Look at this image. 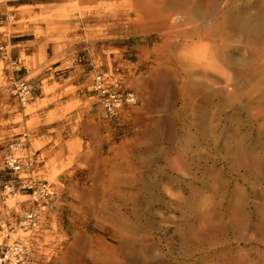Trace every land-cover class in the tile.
<instances>
[{
    "label": "rangeland",
    "instance_id": "rangeland-1",
    "mask_svg": "<svg viewBox=\"0 0 264 264\" xmlns=\"http://www.w3.org/2000/svg\"><path fill=\"white\" fill-rule=\"evenodd\" d=\"M197 1L0 0V252L26 238L29 264H264V45L228 22L230 3L264 0H200L218 3L204 21ZM98 72L137 97L117 119ZM16 141L35 190L8 194Z\"/></svg>",
    "mask_w": 264,
    "mask_h": 264
},
{
    "label": "built area",
    "instance_id": "built-area-1",
    "mask_svg": "<svg viewBox=\"0 0 264 264\" xmlns=\"http://www.w3.org/2000/svg\"><path fill=\"white\" fill-rule=\"evenodd\" d=\"M6 47L0 45V61L2 60ZM12 95L24 107H27L35 98V89L26 80H19L11 87ZM92 91L97 96L99 104L107 118L117 119L124 110L136 102L134 92L124 88L122 79L114 74L98 72L94 76ZM23 148L22 141H16L7 144L4 155V166L13 174V178L5 184V191L8 194H16L17 191L35 190L32 181H25L21 173L25 169L33 166V161L28 158L26 162L23 157L17 155V152ZM42 193L47 194L46 187H41ZM36 192H34V195ZM41 220V212L38 208L29 211L20 221L21 229L28 231L38 228ZM30 246L26 238L17 239L5 244L0 252V264H29Z\"/></svg>",
    "mask_w": 264,
    "mask_h": 264
},
{
    "label": "bare ground",
    "instance_id": "bare-ground-1",
    "mask_svg": "<svg viewBox=\"0 0 264 264\" xmlns=\"http://www.w3.org/2000/svg\"><path fill=\"white\" fill-rule=\"evenodd\" d=\"M201 2L202 1L199 0L196 4L194 3L192 9L195 16H197L200 21H204L208 15L211 16L215 9H217L218 3H216L210 11L205 12ZM228 7V13H230L228 22L231 26L232 31L236 34H243L244 39L248 44L255 43L264 45V11H262V15H251L248 12L247 8L243 9L242 7L240 9V7H238L234 3H230ZM229 59L233 64L242 67L246 63L252 61V56L247 50L243 55L239 57L230 55Z\"/></svg>",
    "mask_w": 264,
    "mask_h": 264
},
{
    "label": "crops",
    "instance_id": "crops-1",
    "mask_svg": "<svg viewBox=\"0 0 264 264\" xmlns=\"http://www.w3.org/2000/svg\"><path fill=\"white\" fill-rule=\"evenodd\" d=\"M37 91H36V89H35V97L37 96V93H36Z\"/></svg>",
    "mask_w": 264,
    "mask_h": 264
}]
</instances>
